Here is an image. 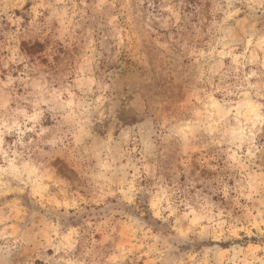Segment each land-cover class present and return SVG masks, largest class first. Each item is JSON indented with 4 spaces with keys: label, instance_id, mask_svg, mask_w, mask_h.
Masks as SVG:
<instances>
[{
    "label": "rangeland",
    "instance_id": "rangeland-1",
    "mask_svg": "<svg viewBox=\"0 0 264 264\" xmlns=\"http://www.w3.org/2000/svg\"><path fill=\"white\" fill-rule=\"evenodd\" d=\"M26 71L0 264H264V0H0V115Z\"/></svg>",
    "mask_w": 264,
    "mask_h": 264
},
{
    "label": "clouds",
    "instance_id": "clouds-1",
    "mask_svg": "<svg viewBox=\"0 0 264 264\" xmlns=\"http://www.w3.org/2000/svg\"><path fill=\"white\" fill-rule=\"evenodd\" d=\"M47 6V5H44ZM25 68L27 69V65H25ZM19 83L25 88L26 94L21 97H16V100L21 101L22 103L17 105V108L12 110L11 116L9 115H0V151H4V155L7 156L9 152L11 151L10 148L5 150V141L4 137L12 134L14 131L23 138V133L19 131L20 129V123H19V117H24V125H25V131L27 132H35L37 137H43V135L49 131L48 129L44 128H38L39 124V117L42 115V112L44 109H42L40 106L41 104L46 103L43 99L40 100H30L29 97H39L43 95L44 88L38 81H31L28 77L27 71L23 73V78H17ZM14 81L11 76H9L7 83H4L3 81H0V85H3V88H7L9 85L13 84ZM28 88H32V91H27ZM3 89L0 88V92H2ZM8 108V101H6L4 104L0 105V109H3L5 112ZM87 110H85L86 112ZM31 122L32 127L28 128L27 124ZM21 139H18L15 141V144H20ZM28 144H32L33 141L29 140L27 141ZM44 143L50 144L53 148L57 147V142H54L52 140L44 141ZM59 145L61 147H66L63 140L58 141ZM14 156L16 154H13Z\"/></svg>",
    "mask_w": 264,
    "mask_h": 264
}]
</instances>
